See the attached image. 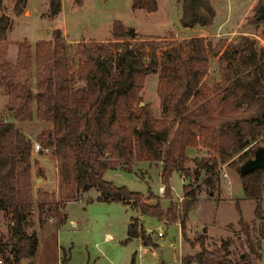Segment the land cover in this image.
Returning <instances> with one entry per match:
<instances>
[{
	"label": "trees",
	"instance_id": "16d2710c",
	"mask_svg": "<svg viewBox=\"0 0 264 264\" xmlns=\"http://www.w3.org/2000/svg\"><path fill=\"white\" fill-rule=\"evenodd\" d=\"M25 1H14L16 13L23 11ZM179 1L182 26L213 22L216 10L212 0ZM132 6L153 12L158 3L134 0ZM61 7L62 0H50L49 14L57 15ZM248 20L262 25L264 32V0H258ZM6 28L7 17L0 14V35ZM110 34L106 41L78 42L73 55L67 51L68 42L60 28L53 29L51 39L34 45L27 40L18 43V70L31 60L37 67L50 66L35 86L16 84L9 88L15 95L16 119H30L35 113L48 123L36 136L40 145L37 152H47L53 158L58 182L54 191L33 192V142L15 121L1 118L0 212L10 217L13 242L7 252L8 242L0 236V260L23 264L35 253L37 233L25 228L30 209H37L41 226L48 221L60 226L67 220V202L79 200L84 192L95 188L97 200L133 204L141 214L167 223L179 221L183 239L199 247L181 256L184 264H258L264 238V168L240 175L245 195L256 201V218L251 221L238 207L237 225L245 246L242 263L230 256V236L220 245H212L206 233L190 239L186 222L202 191L219 197L220 165L227 162L238 166L258 147L264 133V44L245 40L226 47L218 56L219 77L208 83L209 57L203 37L190 36L161 46V40L139 34L120 19L113 20ZM69 62L75 63L71 78ZM53 64L58 66L57 72L51 69ZM151 73L158 75L159 116L153 115L149 102L141 104L146 76ZM75 75L85 83L72 85ZM191 148L206 152L192 156ZM143 161L160 163L162 194L130 190L103 177L107 168L134 170ZM190 162L193 166L188 165ZM173 171L184 177L179 201L173 199L169 183ZM163 199L168 200L165 207ZM128 233L158 247L137 217L131 219ZM66 259L62 255L61 264ZM131 262L134 264L135 254Z\"/></svg>",
	"mask_w": 264,
	"mask_h": 264
},
{
	"label": "rangeland",
	"instance_id": "374dc122",
	"mask_svg": "<svg viewBox=\"0 0 264 264\" xmlns=\"http://www.w3.org/2000/svg\"><path fill=\"white\" fill-rule=\"evenodd\" d=\"M14 1L2 0L0 7V14L7 17L6 32L0 35V119L15 121L32 142L36 141L37 134L48 126V123L37 118L35 113L30 119H16L13 112L16 107L15 95L9 87L16 84L35 86L37 78L45 75L50 66L37 67L31 60L18 70V43L23 40L34 45L39 40L51 39L53 29L60 28L68 42L67 51L73 55L80 41L90 44L110 39L114 19L134 26L143 36L153 38L155 41L161 40L163 42L161 46L186 37L200 36L206 41L208 51L210 67L206 78L208 83H212L219 73L220 51L245 40L264 44L262 25H255L248 20L254 13V6L258 0H212L216 10L213 22L193 27H184L180 24L179 0H157L158 8L153 12L134 8L132 6L134 0H82L81 3L75 0H62L61 10L55 16L49 14L50 0H26L21 13L15 12ZM161 46H158V51ZM74 64L72 62L67 64L68 75L74 70ZM51 69L57 72L59 68L53 64ZM68 77L71 78L70 75ZM157 81V73L146 76L142 102L150 103L155 116L160 115ZM70 82L75 86L85 83L76 75ZM258 146L264 147V138H260ZM189 152L195 153L191 149ZM188 165L193 166V163L190 162ZM137 170H141V173L136 172ZM160 170V163L156 165L143 161L137 163L134 170L107 168L103 177L116 185H125L130 190L143 193L152 190L162 194ZM32 179L34 193L39 189L51 191L57 189L55 161L47 152L40 154L33 147ZM169 183L173 199L181 200L184 180L178 171L171 173ZM97 193L95 188H91L84 192L79 200L67 202V220L60 226L53 221L41 226L37 209H30L27 212L25 228L28 232L37 233L38 245L33 256L25 259L23 264H61V256L64 254L67 257L65 264H131L134 252V264H184L181 256L199 249L198 246H192L183 239L179 221L167 223L153 215L141 214L133 204L97 200ZM207 198L212 197L202 191L195 206L188 212L187 236L193 239L201 233H206L212 245H220L223 238L230 236L232 238L229 244L230 256L236 262L242 263L244 260L241 257L245 246L237 225L238 207L241 215L249 220L253 217L254 205L250 202L237 204L230 199L213 204L210 200H205ZM162 203L165 207L168 200L163 199ZM136 217L139 225L158 247L142 243L139 236H129L128 226L131 219ZM229 223L232 226H228ZM158 229L163 230L162 236H157ZM204 229L206 231H203ZM106 232L112 236L107 237ZM0 236L8 242L9 247L6 250L8 252L13 239L11 220L5 211L0 212ZM166 244L175 246L176 257L172 261L163 262L158 250ZM0 264H6L4 259ZM258 264H264V238L261 240V257Z\"/></svg>",
	"mask_w": 264,
	"mask_h": 264
},
{
	"label": "crops",
	"instance_id": "0c3cea01",
	"mask_svg": "<svg viewBox=\"0 0 264 264\" xmlns=\"http://www.w3.org/2000/svg\"><path fill=\"white\" fill-rule=\"evenodd\" d=\"M63 34H64V32H63ZM222 51H220L219 54ZM219 54H218V56H219ZM218 77H219V73L217 75V78ZM260 138H264V133L261 135ZM191 150L195 151L194 154H191L189 152V154L192 155V156H201V155H203L206 152L205 149H203V148L202 149H194V148H191ZM236 156H237V154L235 155V157ZM239 165L238 166H234L233 165L232 168H231V165H229L227 162H224V163H222L220 165V169H223L227 173V176L226 177H223V176L220 175L221 176V181H222L220 183V185H221L220 196L217 199H215V198L208 199L207 198L205 200H210L213 204H217L218 201L225 200V199H230V200L236 201L238 204L239 203H242L243 204L244 202H250V203H252L254 205V209H255L256 201L254 199L248 198L245 195L244 187H243V184H242V181H241V178H240V175L241 174H240V172L238 170ZM227 166L229 168H226ZM182 178L184 180V177H182ZM261 204H262V211H263L262 214L264 215V208H263L264 207V179H263V189H262V196H261ZM254 209H253V211H254ZM255 218H256V216H255V212H254L253 217L250 218L249 221L250 220H253ZM258 221H260V219H258ZM203 231H206V229H204ZM106 236L107 237H111L112 234L109 233V232H106ZM167 245H170V244H166V245H163V246L160 245V246L162 248V247H165ZM133 254H135V252ZM175 257H176V254H175Z\"/></svg>",
	"mask_w": 264,
	"mask_h": 264
},
{
	"label": "water",
	"instance_id": "95a60500",
	"mask_svg": "<svg viewBox=\"0 0 264 264\" xmlns=\"http://www.w3.org/2000/svg\"><path fill=\"white\" fill-rule=\"evenodd\" d=\"M142 104V102H141ZM264 168V147L258 146L255 148L251 157L244 159L238 167L240 174H246L247 172ZM159 257L163 262L172 261L175 259V247L173 245H167L159 250Z\"/></svg>",
	"mask_w": 264,
	"mask_h": 264
},
{
	"label": "built area",
	"instance_id": "2783aa9c",
	"mask_svg": "<svg viewBox=\"0 0 264 264\" xmlns=\"http://www.w3.org/2000/svg\"><path fill=\"white\" fill-rule=\"evenodd\" d=\"M32 147H33V149L35 151H38L40 149L39 142L38 141H34ZM44 151H48V148H45ZM220 175L223 176V177H226L227 176V173L223 169H220ZM162 189H163V187H162ZM162 235H163V230L158 229L157 230V236H162Z\"/></svg>",
	"mask_w": 264,
	"mask_h": 264
}]
</instances>
